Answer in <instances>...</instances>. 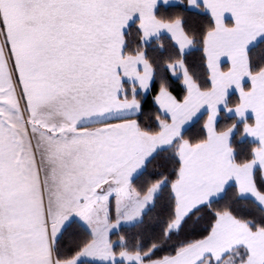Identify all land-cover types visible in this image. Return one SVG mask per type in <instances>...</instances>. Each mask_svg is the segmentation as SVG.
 I'll use <instances>...</instances> for the list:
<instances>
[{
    "label": "snow or ice",
    "instance_id": "snow-or-ice-1",
    "mask_svg": "<svg viewBox=\"0 0 264 264\" xmlns=\"http://www.w3.org/2000/svg\"><path fill=\"white\" fill-rule=\"evenodd\" d=\"M0 264H264V0H0Z\"/></svg>",
    "mask_w": 264,
    "mask_h": 264
}]
</instances>
